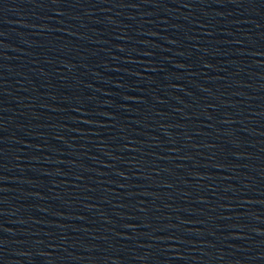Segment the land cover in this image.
<instances>
[{
	"label": "water",
	"instance_id": "1",
	"mask_svg": "<svg viewBox=\"0 0 264 264\" xmlns=\"http://www.w3.org/2000/svg\"><path fill=\"white\" fill-rule=\"evenodd\" d=\"M0 264H264V0H0Z\"/></svg>",
	"mask_w": 264,
	"mask_h": 264
}]
</instances>
